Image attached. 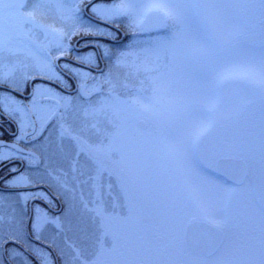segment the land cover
I'll list each match as a JSON object with an SVG mask.
<instances>
[{
  "label": "snow or ice",
  "instance_id": "6c2138e0",
  "mask_svg": "<svg viewBox=\"0 0 264 264\" xmlns=\"http://www.w3.org/2000/svg\"><path fill=\"white\" fill-rule=\"evenodd\" d=\"M5 125L0 264H264V0H0Z\"/></svg>",
  "mask_w": 264,
  "mask_h": 264
},
{
  "label": "flooded vegetation",
  "instance_id": "af4514ba",
  "mask_svg": "<svg viewBox=\"0 0 264 264\" xmlns=\"http://www.w3.org/2000/svg\"><path fill=\"white\" fill-rule=\"evenodd\" d=\"M80 51H85V49L81 48ZM6 129H7V125H5L4 128H0V131H3L5 139H8L9 137H8ZM118 191L119 189H116V188L113 189V193H112L113 197L115 198L117 197Z\"/></svg>",
  "mask_w": 264,
  "mask_h": 264
},
{
  "label": "rangeland",
  "instance_id": "374dc122",
  "mask_svg": "<svg viewBox=\"0 0 264 264\" xmlns=\"http://www.w3.org/2000/svg\"><path fill=\"white\" fill-rule=\"evenodd\" d=\"M122 198H123V194L122 192L118 191V195L116 197V199L120 200V202H122ZM91 227V225H89L87 222L85 223V228L89 229Z\"/></svg>",
  "mask_w": 264,
  "mask_h": 264
}]
</instances>
